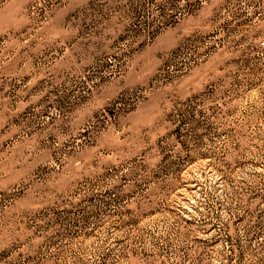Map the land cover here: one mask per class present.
<instances>
[{
    "label": "rangeland",
    "instance_id": "rangeland-1",
    "mask_svg": "<svg viewBox=\"0 0 264 264\" xmlns=\"http://www.w3.org/2000/svg\"><path fill=\"white\" fill-rule=\"evenodd\" d=\"M0 264H264V0H0Z\"/></svg>",
    "mask_w": 264,
    "mask_h": 264
}]
</instances>
